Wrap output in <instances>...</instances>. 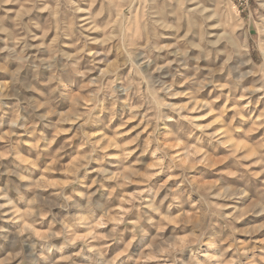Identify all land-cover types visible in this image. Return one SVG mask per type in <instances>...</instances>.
<instances>
[{"label":"rangeland","instance_id":"obj_1","mask_svg":"<svg viewBox=\"0 0 264 264\" xmlns=\"http://www.w3.org/2000/svg\"><path fill=\"white\" fill-rule=\"evenodd\" d=\"M261 3L0 0V264H264Z\"/></svg>","mask_w":264,"mask_h":264},{"label":"clouds","instance_id":"obj_2","mask_svg":"<svg viewBox=\"0 0 264 264\" xmlns=\"http://www.w3.org/2000/svg\"><path fill=\"white\" fill-rule=\"evenodd\" d=\"M260 7L261 8H264V3H261L260 4ZM22 179H23V177H22ZM239 194L240 195H245L246 193L244 192L243 189H241ZM257 206H260L261 207V210L264 211V205H257ZM147 207L150 209V211H158V208L156 206H154V205H148ZM233 219H235V217H233ZM256 231H258V229Z\"/></svg>","mask_w":264,"mask_h":264}]
</instances>
